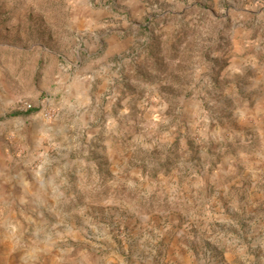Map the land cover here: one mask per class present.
Wrapping results in <instances>:
<instances>
[{
    "label": "rangeland",
    "instance_id": "1",
    "mask_svg": "<svg viewBox=\"0 0 264 264\" xmlns=\"http://www.w3.org/2000/svg\"><path fill=\"white\" fill-rule=\"evenodd\" d=\"M0 157V264H264V0H0Z\"/></svg>",
    "mask_w": 264,
    "mask_h": 264
},
{
    "label": "crops",
    "instance_id": "2",
    "mask_svg": "<svg viewBox=\"0 0 264 264\" xmlns=\"http://www.w3.org/2000/svg\"><path fill=\"white\" fill-rule=\"evenodd\" d=\"M1 166L0 164V171L3 173L0 176V204L7 208L10 205L9 212L12 214L22 215V212H25L34 215L33 210H36L35 206L40 204L38 199L42 194L39 190L41 186L39 176L30 167L22 172L17 167L2 168ZM37 213L39 215L40 212Z\"/></svg>",
    "mask_w": 264,
    "mask_h": 264
},
{
    "label": "built area",
    "instance_id": "3",
    "mask_svg": "<svg viewBox=\"0 0 264 264\" xmlns=\"http://www.w3.org/2000/svg\"><path fill=\"white\" fill-rule=\"evenodd\" d=\"M27 108H30V106H27Z\"/></svg>",
    "mask_w": 264,
    "mask_h": 264
}]
</instances>
